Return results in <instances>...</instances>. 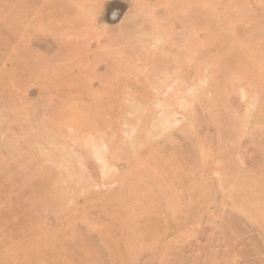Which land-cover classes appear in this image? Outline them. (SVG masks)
<instances>
[{"label":"rangeland","instance_id":"374dc122","mask_svg":"<svg viewBox=\"0 0 264 264\" xmlns=\"http://www.w3.org/2000/svg\"><path fill=\"white\" fill-rule=\"evenodd\" d=\"M0 264H264V0H0Z\"/></svg>","mask_w":264,"mask_h":264},{"label":"bare ground","instance_id":"6f19581e","mask_svg":"<svg viewBox=\"0 0 264 264\" xmlns=\"http://www.w3.org/2000/svg\"><path fill=\"white\" fill-rule=\"evenodd\" d=\"M188 15L190 16H194L195 14H194V9H189V12H188ZM22 220V218H20V216H18L17 217V221L20 223V221ZM19 225L20 224H18V225H16L15 224V226H14V228H13V234H15L16 235V237H18V236H21V237H23V242L22 243H24V244H27L26 242H25V233H24V231L23 230H21L20 228H19ZM49 236H52V235H49ZM48 236V237H49ZM53 240H56V239H58V238H52ZM52 240V241H53ZM19 241L17 240V243H18Z\"/></svg>","mask_w":264,"mask_h":264}]
</instances>
